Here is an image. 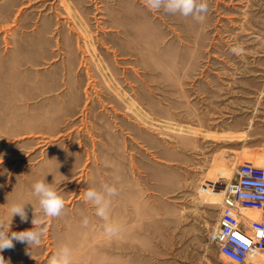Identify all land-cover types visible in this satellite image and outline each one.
<instances>
[{
  "label": "rangeland",
  "instance_id": "obj_1",
  "mask_svg": "<svg viewBox=\"0 0 264 264\" xmlns=\"http://www.w3.org/2000/svg\"><path fill=\"white\" fill-rule=\"evenodd\" d=\"M206 2L198 21L146 0H0V222L33 229L44 177L65 200L3 264H48L60 245L72 264H232L208 240L222 194L191 188L264 163V0ZM105 182L107 220L84 199Z\"/></svg>",
  "mask_w": 264,
  "mask_h": 264
},
{
  "label": "built area",
  "instance_id": "obj_2",
  "mask_svg": "<svg viewBox=\"0 0 264 264\" xmlns=\"http://www.w3.org/2000/svg\"><path fill=\"white\" fill-rule=\"evenodd\" d=\"M261 177H264V165L242 162L234 177L222 187L212 183L199 190L222 194L218 223L208 240L219 256L232 264H246L264 252V179ZM242 192L252 195H242ZM250 211H258L260 216L256 218L249 214Z\"/></svg>",
  "mask_w": 264,
  "mask_h": 264
},
{
  "label": "clouds",
  "instance_id": "obj_3",
  "mask_svg": "<svg viewBox=\"0 0 264 264\" xmlns=\"http://www.w3.org/2000/svg\"><path fill=\"white\" fill-rule=\"evenodd\" d=\"M147 4L156 10L163 8L166 12L177 13L188 16L194 15L198 21L203 19L204 13L208 10L206 0H146ZM260 179H264L261 177ZM32 195L36 198L39 206V213L34 208L32 219L33 229L24 232H11L10 224L0 222V251L13 247V240L27 242L29 247L38 246L44 235L41 227V221L44 218L58 217L65 208V200L57 186L53 183L46 182L43 179L35 181L32 186ZM242 195H252L242 192ZM259 194V193H258ZM118 195V188L114 184L101 183L98 187H88L84 191V199L91 203L95 208L96 216L107 220L112 203V198ZM25 202H14L10 206L11 218L19 215L21 221L28 219L25 211ZM84 225L88 220L84 219ZM104 231L109 236H115L119 233L120 228L113 223H105ZM3 257H0V264H3ZM48 264H72V251L67 245L58 246L56 252L49 258Z\"/></svg>",
  "mask_w": 264,
  "mask_h": 264
},
{
  "label": "crops",
  "instance_id": "obj_4",
  "mask_svg": "<svg viewBox=\"0 0 264 264\" xmlns=\"http://www.w3.org/2000/svg\"><path fill=\"white\" fill-rule=\"evenodd\" d=\"M19 91H20V89H19ZM202 186H200L199 188L197 187H195V188H191V190H193V191H199L200 190V188H201ZM203 191V190H202ZM188 197H191V198H194V197H197V194H192V195H189ZM191 198H189V199H191ZM207 202L208 203H211V202H209L208 200H207ZM218 203V202H217ZM222 203V202H221ZM221 203H220V206L219 207H221ZM257 261L258 262H261L262 260L261 259H257ZM257 261H254V262H257Z\"/></svg>",
  "mask_w": 264,
  "mask_h": 264
},
{
  "label": "bare ground",
  "instance_id": "obj_5",
  "mask_svg": "<svg viewBox=\"0 0 264 264\" xmlns=\"http://www.w3.org/2000/svg\"><path fill=\"white\" fill-rule=\"evenodd\" d=\"M257 163L259 164V163H261V162H257ZM262 164H264V163H262ZM262 164H261V165H262ZM251 212H253V211H250L249 214H250ZM255 217L258 218L257 216H255Z\"/></svg>",
  "mask_w": 264,
  "mask_h": 264
}]
</instances>
